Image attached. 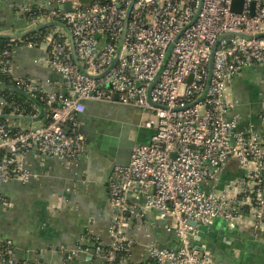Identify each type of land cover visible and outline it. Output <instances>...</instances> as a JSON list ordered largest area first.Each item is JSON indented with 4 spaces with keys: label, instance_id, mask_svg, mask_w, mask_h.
<instances>
[{
    "label": "built area",
    "instance_id": "built-area-1",
    "mask_svg": "<svg viewBox=\"0 0 264 264\" xmlns=\"http://www.w3.org/2000/svg\"><path fill=\"white\" fill-rule=\"evenodd\" d=\"M232 3L23 0L19 11L30 28L59 21L70 29L85 71L74 61L68 34L58 25L31 34L47 47L42 61L61 75L65 92L47 91L28 77L14 79L13 50L34 42L13 38L15 43L0 51V73L48 107L46 122L38 127L22 129L0 120V182L28 181L32 173L26 155L31 152L77 160L86 142L80 115L87 100L116 98L156 116L150 141L134 144L129 162L116 164L109 172L113 213L108 241L85 233L73 247L59 245L66 262L84 254L103 264H133L129 254L134 239L128 230L133 217L141 219L147 212L166 220L165 231L177 240L162 245L146 232L147 264H212L213 257L198 243L191 221L210 226L222 219L230 228L247 224L255 232L264 231V109L259 131L253 125L239 128L240 113L227 117L237 104L230 100L229 84L246 66L264 68V36H259L264 33V1L244 0L241 12H234ZM227 32L235 34L219 41L210 74L212 46ZM22 105L0 95V114H8L6 108L11 109L9 114H24ZM33 110L36 113L29 116L40 111L34 104ZM231 162H237L238 170L225 180ZM8 203L0 192V205ZM0 264L43 263L16 259L13 241L8 239L0 248Z\"/></svg>",
    "mask_w": 264,
    "mask_h": 264
},
{
    "label": "crops",
    "instance_id": "crops-1",
    "mask_svg": "<svg viewBox=\"0 0 264 264\" xmlns=\"http://www.w3.org/2000/svg\"><path fill=\"white\" fill-rule=\"evenodd\" d=\"M22 3L23 0H0V32H22L30 28L19 11ZM47 55L48 49L42 43L16 47L12 53L14 79L28 77L47 91L65 92L61 75L42 61ZM263 73L262 66L249 65L229 84L230 100H237V104L227 117L240 113L239 128L253 125L255 131L261 129ZM45 109L48 111V107ZM46 111L41 118L39 111L35 119H8V122L22 129L38 127L46 122ZM80 119L86 142L77 160L68 162L31 152L26 155L32 173L28 181L0 182V192L9 202L0 205V248L4 241L11 239L13 254L18 260L103 264L101 259L88 260L84 254L66 262L58 247L75 246L85 233L108 241L113 213L107 190L109 172L114 165L129 162L134 144L150 141L156 116L153 111L114 98L87 100ZM237 170V162H231L225 171V180ZM155 216L154 212H147L141 219L132 218L128 234L134 239L129 254L133 264H147L146 232H151L162 245L170 246L177 241L174 233L165 231L166 220ZM210 231L214 235L198 243L212 255V264H264V231L255 232L247 224L230 228L222 219L210 225Z\"/></svg>",
    "mask_w": 264,
    "mask_h": 264
},
{
    "label": "water",
    "instance_id": "water-1",
    "mask_svg": "<svg viewBox=\"0 0 264 264\" xmlns=\"http://www.w3.org/2000/svg\"><path fill=\"white\" fill-rule=\"evenodd\" d=\"M132 4L127 9V13H126V17H125V22H124V30H123L122 38L120 40V44H119V47H118V51H117L116 57H115V59L113 61V65L116 63V61L118 59V56H119V53L121 51V47H122V44H123V39H124L125 34H126V31H127V25H128V20H129V13H130V9H131ZM243 4H244V0H233L232 10L234 12H241L242 9H243ZM66 8H69V5H66ZM251 10H252V14H253L254 13V3L253 2L251 3ZM55 25L61 26L67 32L68 37H69V40H70V48H71V51H72V55H73L74 61L76 62V64L79 66V68L82 71H85L84 68L81 66V64L79 62V59L77 57V54H76V51H75V46H74V40H73L72 32L62 22H59V21H51V22H47L45 24L38 25L36 27L29 28V29H27L25 31H22V32H14V33H2V32H0V38H9V39L20 38V37L27 36V35H29L31 33H34L35 31H38L40 29H43L44 27H47V26H55ZM228 34H235V33H232V32L223 33L220 36V38L215 42V44L212 46L211 58H210V62H209V71H210V74L212 73L213 59H214V54H215V50L217 48V45H218L219 41L222 38H224L226 35H228ZM240 35H242V34H240ZM259 36H264V33L263 34H260ZM166 58H167V56H166ZM158 74L155 76L154 80L152 81L149 90L156 83V81L158 79ZM191 79H192V75L190 76V80ZM0 87L9 89V90H11V91H13L15 93H18V94L26 97L27 99H29L30 101H32L39 108V110H40V116L39 117L41 118V117L44 116V113L46 111L45 106L37 98H34L33 96H31L30 94H28L24 90L18 88L15 85H12V84H6L4 82H0ZM205 93L206 92H204L202 94L201 98H203L205 96ZM32 118L35 119V117H33V116L24 115V114H9V113L8 114H4V113L3 114H0V119H5V120H8V119H25V120H30ZM190 224H192L193 226H195L197 228V236H198L199 239L206 238L207 236H213L214 235L213 232L210 231V226L197 225L196 222H194V221H191Z\"/></svg>",
    "mask_w": 264,
    "mask_h": 264
},
{
    "label": "trees",
    "instance_id": "trees-1",
    "mask_svg": "<svg viewBox=\"0 0 264 264\" xmlns=\"http://www.w3.org/2000/svg\"><path fill=\"white\" fill-rule=\"evenodd\" d=\"M28 40L34 42L35 45L37 43H40V38L38 36H36L35 34H29L26 37L22 38L21 40L17 39L15 41L16 42L20 41V43H24V41H28ZM12 43H15V42H13L9 38H0V51L5 49V48H10ZM0 82H4L6 84L17 85L15 81L10 79L6 75H3L2 73H0ZM0 95H4V96L8 97L9 99H14L17 102L24 104V106L22 105V111H23L22 113H24L25 115H33L37 111V110H33V104L34 103L32 101H30L26 97H24L18 93H15L9 89L0 87ZM40 102L45 105L44 101H40ZM10 112H11V109L6 108V113H10ZM0 120L1 121H8L5 119H0Z\"/></svg>",
    "mask_w": 264,
    "mask_h": 264
},
{
    "label": "rangeland",
    "instance_id": "rangeland-1",
    "mask_svg": "<svg viewBox=\"0 0 264 264\" xmlns=\"http://www.w3.org/2000/svg\"><path fill=\"white\" fill-rule=\"evenodd\" d=\"M85 1H88V2H89V1H91V0H85Z\"/></svg>",
    "mask_w": 264,
    "mask_h": 264
}]
</instances>
